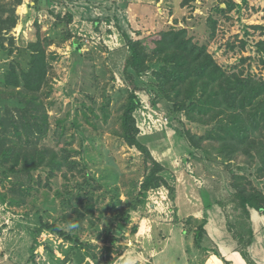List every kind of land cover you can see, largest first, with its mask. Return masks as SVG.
Returning <instances> with one entry per match:
<instances>
[{"label":"rangeland","instance_id":"rangeland-1","mask_svg":"<svg viewBox=\"0 0 264 264\" xmlns=\"http://www.w3.org/2000/svg\"><path fill=\"white\" fill-rule=\"evenodd\" d=\"M31 1L15 7L16 23L8 32L13 43L0 45V79L10 64L27 69L28 44L41 40L48 70L40 91L47 133L40 144L66 155L69 169L48 177L40 167L30 181L22 175L20 187V175L0 164V264H264V214L243 206L232 185L235 173L264 193L261 156L253 150L252 160L238 155L229 161L210 140L190 148L185 132L204 134L217 119L191 121L151 91V71L161 65L153 59L146 75L136 79L134 117L137 137L165 166L166 183L139 195L147 166L121 135L129 93L127 48L105 45H118V39L108 43L109 38L77 34L68 19L70 1ZM229 1L148 0L142 26L129 29L131 39L152 53L157 34L184 29L228 74L264 80V0H231L234 6L224 9ZM104 26L99 32L111 35ZM4 99L20 101L0 86V115ZM256 130L264 140V127ZM164 188L163 200L157 191ZM21 190L25 200L17 202ZM204 221L206 233L198 243L195 232Z\"/></svg>","mask_w":264,"mask_h":264},{"label":"trees","instance_id":"trees-1","mask_svg":"<svg viewBox=\"0 0 264 264\" xmlns=\"http://www.w3.org/2000/svg\"><path fill=\"white\" fill-rule=\"evenodd\" d=\"M22 1L10 0L7 4H0L2 47L6 40L13 43L8 32L15 26V7ZM233 6L230 0L224 9ZM224 9L217 7L220 11ZM4 12H8L9 16L3 18ZM158 36L152 53L145 49L140 40L127 39L128 56L124 62L129 93L121 115V135L128 146L135 147L142 154L147 166L138 194L144 196L148 191L166 183L165 176L161 174L165 166L153 158L149 148L137 137L138 127L134 117L139 106L135 90L140 88L136 79L146 75L153 59L161 60V65L151 71V91L171 102L177 112H183L191 121L209 124L217 119V125L204 134L197 136L186 131L188 146L200 148L203 140H210L215 143L219 154L229 161L238 155L252 160V151L255 150L261 156L260 171L263 172L264 140L261 135L258 136L256 129L264 127V80L256 81L242 75L228 74L206 52L204 45L195 44L187 37L184 29L167 30ZM28 49L31 57L27 69L17 71L16 64H10L5 71L6 76L0 79V86L11 88L20 100L12 103L4 99L1 105L3 114L0 115V164L2 168L20 175L17 180L20 187L23 185L21 176H29L26 180L30 181L33 170L42 167L47 176L51 177L62 167L69 166L66 155L40 144L47 133L40 91L46 80L48 62L41 40L30 42ZM232 185L243 206L264 214V193L252 188L244 176L235 173H232ZM25 193L24 190L20 191L21 197L17 202H24ZM75 211L79 213V210ZM42 225L48 226L46 223ZM204 225L205 221L195 232L194 239L198 243L206 233ZM66 238L74 241L70 236ZM37 243L34 239L31 250H34Z\"/></svg>","mask_w":264,"mask_h":264},{"label":"crops","instance_id":"crops-1","mask_svg":"<svg viewBox=\"0 0 264 264\" xmlns=\"http://www.w3.org/2000/svg\"><path fill=\"white\" fill-rule=\"evenodd\" d=\"M35 0H32L30 4H33ZM60 0H54L56 6L62 5ZM64 2L72 3L69 13L72 15L70 21L74 27H76L75 32L82 36H87L94 41H97L99 38H109L108 43L111 42V39L120 40L121 43L116 45L114 42L108 44L109 49L125 47L127 48V39H131V30L130 27L133 25L142 26V10L145 13L147 8V3H142V0H63ZM158 4V0H154ZM161 1V0H160ZM28 2V1H27ZM21 6V5H20ZM25 6V3L22 4ZM26 7V6H25ZM27 9V8H26ZM100 23L97 26L98 21ZM105 24H108V29L112 32L111 35H105L101 32ZM122 23L126 24V27H122ZM121 32V33H120ZM106 43V42H105ZM126 52H128L126 50ZM256 221L258 217L254 218ZM181 241V240H180ZM180 247H182V243ZM185 252L186 249L182 247ZM158 252V251H157ZM161 252V251H160ZM159 253V252H158Z\"/></svg>","mask_w":264,"mask_h":264},{"label":"built area","instance_id":"built-area-1","mask_svg":"<svg viewBox=\"0 0 264 264\" xmlns=\"http://www.w3.org/2000/svg\"><path fill=\"white\" fill-rule=\"evenodd\" d=\"M165 119L167 120L166 117H165ZM166 120H165V121H166ZM153 191H155V189L151 190L150 192H153ZM157 194H160V197L164 200V199L167 198V197H166L167 189H166V188H164V190L161 189V191H157Z\"/></svg>","mask_w":264,"mask_h":264}]
</instances>
